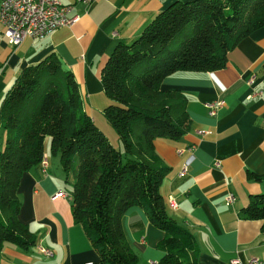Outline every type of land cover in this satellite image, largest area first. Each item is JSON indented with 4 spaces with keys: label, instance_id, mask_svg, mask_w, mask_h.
<instances>
[{
    "label": "trees",
    "instance_id": "obj_1",
    "mask_svg": "<svg viewBox=\"0 0 264 264\" xmlns=\"http://www.w3.org/2000/svg\"><path fill=\"white\" fill-rule=\"evenodd\" d=\"M264 26V0L175 1L158 12L129 44H118L99 74L109 104L102 115L114 131L113 147L81 108L76 84L53 54L20 70L0 102V249L35 245L17 221L20 176L39 169L43 142L57 156L70 213L97 255L95 264H135L120 227L129 207H138L162 232L156 264H197L193 236L165 213L159 194L168 172L153 151L156 139L177 141L189 130L185 98L162 90L177 72H213L226 54ZM255 181L264 175L249 174ZM260 221L264 233V192L249 197L239 212Z\"/></svg>",
    "mask_w": 264,
    "mask_h": 264
},
{
    "label": "crops",
    "instance_id": "obj_2",
    "mask_svg": "<svg viewBox=\"0 0 264 264\" xmlns=\"http://www.w3.org/2000/svg\"><path fill=\"white\" fill-rule=\"evenodd\" d=\"M175 1L95 0L74 5L78 20L40 39L7 44L0 30V102L21 69L53 54L61 69L76 84L81 108L93 124L102 121L110 102L102 93L99 74L118 44H129L160 11ZM65 5L73 0H62ZM162 90L179 91L185 98L189 130L177 141L156 139L153 151L168 168L159 194L165 213L194 238L197 264H246L250 258L264 264V233L260 221H246L239 212L250 196L264 192V26L253 30L227 52L223 68L213 72H177L165 77ZM222 105L214 116L206 105ZM196 131L207 132L197 135ZM113 140H108L110 143ZM116 141V140H115ZM112 144V143H111ZM114 145V144H113ZM44 140L43 149H47ZM114 147V146H113ZM191 147V151L186 149ZM181 151L182 153H178ZM182 164L185 175L177 177ZM61 192L63 197L52 198ZM227 194L232 203L225 205ZM17 221L27 227L35 245L22 250L4 243L0 264H95L97 255L81 227L74 224L63 174L48 163L44 173L32 168L18 181ZM172 197L176 209L166 206ZM123 236L135 255V264H156L163 253L157 248L162 232L148 223L138 207L121 216ZM50 251L45 257L37 247Z\"/></svg>",
    "mask_w": 264,
    "mask_h": 264
},
{
    "label": "built area",
    "instance_id": "obj_3",
    "mask_svg": "<svg viewBox=\"0 0 264 264\" xmlns=\"http://www.w3.org/2000/svg\"><path fill=\"white\" fill-rule=\"evenodd\" d=\"M95 0H73V4L65 5L62 0H0V30L1 35L11 47H16L23 39L32 40L43 38L56 29L68 28L78 20V15L73 13L74 5L87 6ZM219 100L206 105L209 116H214L215 111L221 107ZM207 132L196 131L197 135H203ZM190 152L191 147L186 149ZM178 153H182L178 151ZM47 168V162L44 154L39 162V171L44 173ZM186 165L182 164L177 177L185 175ZM63 197L61 192L55 193L52 198ZM232 203V195L227 194L225 205ZM166 206L176 209L175 201L172 197H167ZM37 252L45 257L50 256V251L37 247ZM91 264V263H85ZM229 264H239L237 260H231ZM246 264H261L256 258H250Z\"/></svg>",
    "mask_w": 264,
    "mask_h": 264
},
{
    "label": "rangeland",
    "instance_id": "obj_4",
    "mask_svg": "<svg viewBox=\"0 0 264 264\" xmlns=\"http://www.w3.org/2000/svg\"><path fill=\"white\" fill-rule=\"evenodd\" d=\"M101 116H102V121L100 123H104V125L99 127L97 125L98 123H96V124H94V126L97 128V130L99 132H101V134L105 137V139L107 141L113 140V137L116 138V135H115L114 131L112 130V128L109 126V124L104 119L103 115H101ZM115 140L111 142L112 144L109 141L108 142L111 144V146H114L116 148L119 146V144H118L117 138ZM3 143H4V136H3L2 131L0 130V151L3 148ZM43 154L46 158L47 165L49 163L50 166H54V168L56 167L57 169L60 170L58 158H57V156H55V155L53 156L52 154L49 153L48 146H47V149L46 148L43 149Z\"/></svg>",
    "mask_w": 264,
    "mask_h": 264
}]
</instances>
